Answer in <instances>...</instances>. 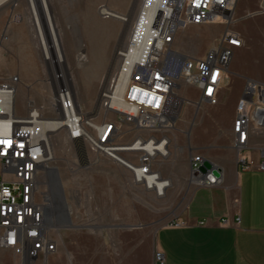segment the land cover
Returning a JSON list of instances; mask_svg holds the SVG:
<instances>
[{"label": "rangeland", "instance_id": "1", "mask_svg": "<svg viewBox=\"0 0 264 264\" xmlns=\"http://www.w3.org/2000/svg\"><path fill=\"white\" fill-rule=\"evenodd\" d=\"M47 2L63 63L59 65L55 56L51 64L46 60L28 1L13 0L0 7V83L18 77L19 115H26L31 104L40 109L43 116L54 118L57 114L53 76L60 72L72 87L78 105L86 112L98 114L101 110L99 95L117 67L116 52L128 46L130 40L134 42L147 0ZM103 7L127 17L128 22L102 14ZM252 9L245 19L235 20L231 26L242 32L248 41V47L235 50L233 63L236 61L255 72H264V29L260 28L264 24V0H259L256 7L253 3ZM224 30L219 24L189 26L179 31L167 53L176 51L203 60L218 44ZM230 75L217 106L185 104L177 116L175 128L165 133L171 140V154L167 159L157 160L154 169L160 170L166 178L173 171L175 174L162 196L137 184L124 165L108 157L91 153L89 166L82 168L78 165L75 145L67 134L59 132L52 137L54 160L51 168L58 170L65 192L82 193L85 207L74 214L72 228L51 226L48 229L58 242V251L48 257V264H124L128 262L130 250L125 240L132 236L128 228L148 224L159 228L178 220L196 187L187 180L191 172L190 156L196 152L210 153L208 142L214 133L220 134L225 142L228 139L229 122L234 117L241 89V85L235 83L237 77L231 71ZM178 84L176 93L180 97L193 102L199 100V90L187 84L184 77ZM198 130L202 139L199 142L195 137ZM174 134L179 136V145L172 139ZM258 134L264 143V130ZM133 140L134 136L124 139L125 142ZM43 175L46 178V174ZM45 178L47 183L41 190L46 193L49 181ZM42 197L44 199V194ZM82 225L88 228L82 230ZM45 260L41 255L34 264H44ZM0 264H19V261L12 252L0 251Z\"/></svg>", "mask_w": 264, "mask_h": 264}, {"label": "built area", "instance_id": "2", "mask_svg": "<svg viewBox=\"0 0 264 264\" xmlns=\"http://www.w3.org/2000/svg\"><path fill=\"white\" fill-rule=\"evenodd\" d=\"M238 2L172 0L173 16L159 18L154 26V45L132 48L130 40L128 46L116 52V70L99 95L103 110L100 122L101 110L98 114L84 111L60 72L53 77L57 114L54 118L43 116L31 104L26 115H19L18 77L0 83V251L12 252L19 264H34L41 255L46 259L44 264H48V257L58 251V242L43 223L50 202L43 199L41 186L47 183L43 174L47 179L54 160L50 149L52 137L59 132H65L79 147L83 145L88 155L98 154L124 165L137 184L154 192L168 189L170 180L154 169L157 160L171 154V140L165 133L175 128L185 104L214 107L220 103V94L231 79L229 68L234 52L245 45L241 34L231 27ZM212 24L222 25L225 30L203 60L176 51L167 53L180 30ZM181 77L199 90L198 101L176 93ZM51 125L55 126L54 132L48 129ZM262 130L264 85L249 80L233 120L234 147L243 167L252 164L245 154L251 135ZM131 136L132 142L124 141ZM75 153L77 156L76 148ZM207 162L201 155L191 157V180L198 187H214L222 182L220 169L213 164L208 167ZM260 169L264 172V152ZM64 194V207L73 218L84 209L85 200L80 191ZM185 225L177 220L169 226ZM155 260L165 264V254L157 251Z\"/></svg>", "mask_w": 264, "mask_h": 264}, {"label": "crops", "instance_id": "3", "mask_svg": "<svg viewBox=\"0 0 264 264\" xmlns=\"http://www.w3.org/2000/svg\"><path fill=\"white\" fill-rule=\"evenodd\" d=\"M253 3L256 7L259 0H239L235 20L245 19L254 10ZM260 28L263 30L264 24ZM240 34L245 43L243 48L248 47L246 37ZM250 63L255 64V61ZM230 66L232 70L229 68V71L238 79L235 83L241 85L240 98L247 81L264 85V72H255L236 61L233 63V58ZM233 120L234 117L229 122L226 142L220 134L214 133L207 141L211 152L195 154L220 169L222 182L214 187H198L192 183L190 172L187 180L196 187L178 218L186 225L156 228L148 224L128 228L132 236L125 240L130 250L128 262L124 264H157V251L165 254V264H264V172L260 169L264 143L258 133L252 134L245 150L252 164L240 165L234 147ZM199 132L195 134L198 142L202 140ZM172 139L179 145L177 134ZM174 174L175 171L170 177L163 176L174 181ZM81 229L85 230L86 226L82 225Z\"/></svg>", "mask_w": 264, "mask_h": 264}, {"label": "bare ground", "instance_id": "4", "mask_svg": "<svg viewBox=\"0 0 264 264\" xmlns=\"http://www.w3.org/2000/svg\"><path fill=\"white\" fill-rule=\"evenodd\" d=\"M27 1L36 27L35 29L37 31V36L46 60L51 64L55 56L57 63L60 65L63 63L64 58L60 50L59 40L56 35V29L53 24L47 0ZM9 2H13V0H0V7ZM170 2L171 0H147L140 20L139 29L136 33V36L134 37V42L132 40V48H138L140 46V48L146 49L149 46L154 45L153 30L157 20L164 16L167 18H171L173 16V9L170 6ZM103 9L104 7L101 9L102 14L110 16L111 18L128 22L127 17H123L115 12ZM157 48H161V45L158 44ZM130 60L132 61L133 59L130 57ZM62 76L65 80L64 75ZM48 129L51 132H54L55 126L51 125L48 127ZM50 149L52 158H54L52 141L50 144ZM147 189L149 188L147 187ZM156 192L159 196H162L165 194L166 188H161ZM43 194L45 199L50 202L48 207V223L46 225V229L48 230L51 226L60 222L62 217V207L59 204L57 195L52 189H50L47 193L43 192Z\"/></svg>", "mask_w": 264, "mask_h": 264}, {"label": "water", "instance_id": "5", "mask_svg": "<svg viewBox=\"0 0 264 264\" xmlns=\"http://www.w3.org/2000/svg\"><path fill=\"white\" fill-rule=\"evenodd\" d=\"M75 148L77 149V156L78 160L80 162V165L82 168L89 166V155L83 145H79L74 143ZM212 163L207 162V166L209 167ZM204 171V169H202ZM47 178H48V185L49 190L52 189L54 193L58 197V201L60 206L62 207V217L58 224L53 225L56 228L59 229H70L73 227V222L70 214L66 212V209L64 207V189L62 187L61 179L59 176V172L56 168H50L47 172ZM43 223L47 225L48 223V209L45 210L44 216H43ZM81 228V227H80ZM88 228V227H86Z\"/></svg>", "mask_w": 264, "mask_h": 264}]
</instances>
